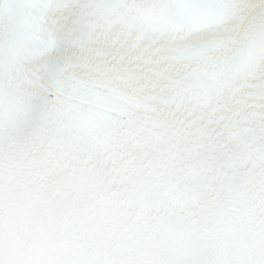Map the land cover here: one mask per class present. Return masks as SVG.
Masks as SVG:
<instances>
[{
  "label": "snow or ice",
  "instance_id": "snow-or-ice-1",
  "mask_svg": "<svg viewBox=\"0 0 264 264\" xmlns=\"http://www.w3.org/2000/svg\"><path fill=\"white\" fill-rule=\"evenodd\" d=\"M0 264H264V0H0Z\"/></svg>",
  "mask_w": 264,
  "mask_h": 264
}]
</instances>
